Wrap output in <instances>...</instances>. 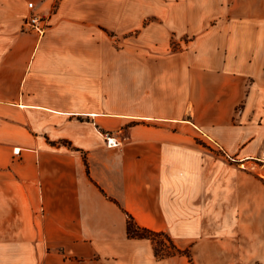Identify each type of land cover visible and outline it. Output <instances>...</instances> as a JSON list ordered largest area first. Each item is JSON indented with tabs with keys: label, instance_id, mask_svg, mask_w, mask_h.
Instances as JSON below:
<instances>
[{
	"label": "crops",
	"instance_id": "obj_1",
	"mask_svg": "<svg viewBox=\"0 0 264 264\" xmlns=\"http://www.w3.org/2000/svg\"><path fill=\"white\" fill-rule=\"evenodd\" d=\"M145 15L0 0V264H264V0L178 21L177 51L171 13L123 40ZM128 216L189 257H156Z\"/></svg>",
	"mask_w": 264,
	"mask_h": 264
},
{
	"label": "rangeland",
	"instance_id": "obj_2",
	"mask_svg": "<svg viewBox=\"0 0 264 264\" xmlns=\"http://www.w3.org/2000/svg\"><path fill=\"white\" fill-rule=\"evenodd\" d=\"M258 2L259 0H240L238 2L219 0H124V9L149 11L150 15H145L144 18L137 19L139 20L138 28L124 34L123 40L131 41L137 37L139 40H145L143 35L148 31H151L156 38H161L165 32H169L166 29L168 26L164 21L167 18L164 15L171 13L176 19L170 18L171 21H175L170 26L172 30L170 31V49L177 51L184 46V43L189 41L191 36L190 34L180 35L176 31L179 28V22L184 18L187 19L189 25L195 24L197 19L202 20L204 17L212 18L211 24H213L216 20L214 17L219 16L229 9L233 10L238 6L239 10H256ZM153 245L159 256H166L173 253L168 242L163 238H155Z\"/></svg>",
	"mask_w": 264,
	"mask_h": 264
},
{
	"label": "built area",
	"instance_id": "obj_3",
	"mask_svg": "<svg viewBox=\"0 0 264 264\" xmlns=\"http://www.w3.org/2000/svg\"><path fill=\"white\" fill-rule=\"evenodd\" d=\"M28 16L25 18L22 24V31L33 32L39 37L44 35L49 26V16L41 15L35 12V4L33 2L27 3ZM107 146L116 147L120 143L116 142L114 139L106 138ZM15 154L18 151H14Z\"/></svg>",
	"mask_w": 264,
	"mask_h": 264
},
{
	"label": "trees",
	"instance_id": "obj_4",
	"mask_svg": "<svg viewBox=\"0 0 264 264\" xmlns=\"http://www.w3.org/2000/svg\"><path fill=\"white\" fill-rule=\"evenodd\" d=\"M127 235L130 238H136V239H149L152 242H154L155 238H163L165 239L170 248L173 250V253L170 255H166V256H171V255H182V256H187L189 257V253L187 250H180L178 249L173 243L172 241L169 239V237L167 235H165L164 233H156L153 231H150L148 229L142 228L140 226H138L134 219L130 216H128L127 218ZM155 251V255L156 257L159 258H163L166 256H159V254L157 253V250L154 249Z\"/></svg>",
	"mask_w": 264,
	"mask_h": 264
}]
</instances>
